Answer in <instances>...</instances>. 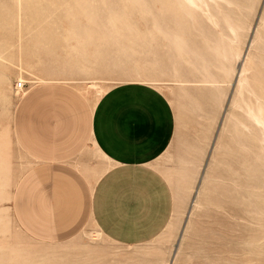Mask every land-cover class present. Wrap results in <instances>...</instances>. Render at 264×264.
<instances>
[{"label": "rangeland", "instance_id": "374dc122", "mask_svg": "<svg viewBox=\"0 0 264 264\" xmlns=\"http://www.w3.org/2000/svg\"><path fill=\"white\" fill-rule=\"evenodd\" d=\"M0 45V264H264V0H0ZM50 81L88 106L128 81L170 99L167 163L183 168L164 171L187 200L169 234L123 245L89 225L40 242L22 224L14 194L33 162L14 120Z\"/></svg>", "mask_w": 264, "mask_h": 264}, {"label": "crops", "instance_id": "0c3cea01", "mask_svg": "<svg viewBox=\"0 0 264 264\" xmlns=\"http://www.w3.org/2000/svg\"><path fill=\"white\" fill-rule=\"evenodd\" d=\"M77 89L53 81L20 102L14 134L33 165L14 194L19 220L40 242L70 240L89 225L123 245L166 236L187 200L164 171L175 166L167 163L177 126L170 99L128 81L88 106Z\"/></svg>", "mask_w": 264, "mask_h": 264}, {"label": "bare ground", "instance_id": "6f19581e", "mask_svg": "<svg viewBox=\"0 0 264 264\" xmlns=\"http://www.w3.org/2000/svg\"><path fill=\"white\" fill-rule=\"evenodd\" d=\"M5 47L3 46V45H0V62H2V59H5L6 57H5ZM4 61V60H3ZM20 68V67H19ZM26 68H24V66H22L21 67V73L23 72V73H26ZM21 75V74H20ZM26 77L24 76V75H22V77H21V81H23L24 79H25ZM26 80V79H25ZM26 82V81H25ZM22 83V85H23V83L24 82H21ZM17 86H18V84H17ZM21 88H23V87H21ZM4 142H5V140H4ZM4 142H1L0 141V146L4 143ZM0 151H1V155L0 156H4L5 154H6V150H5V148H4V150H2V146H1V149H0Z\"/></svg>", "mask_w": 264, "mask_h": 264}, {"label": "built area", "instance_id": "2783aa9c", "mask_svg": "<svg viewBox=\"0 0 264 264\" xmlns=\"http://www.w3.org/2000/svg\"><path fill=\"white\" fill-rule=\"evenodd\" d=\"M18 85H19V87H23V85H22V83H21V82H19V84H18Z\"/></svg>", "mask_w": 264, "mask_h": 264}, {"label": "water", "instance_id": "95a60500", "mask_svg": "<svg viewBox=\"0 0 264 264\" xmlns=\"http://www.w3.org/2000/svg\"><path fill=\"white\" fill-rule=\"evenodd\" d=\"M235 86V84H233Z\"/></svg>", "mask_w": 264, "mask_h": 264}]
</instances>
